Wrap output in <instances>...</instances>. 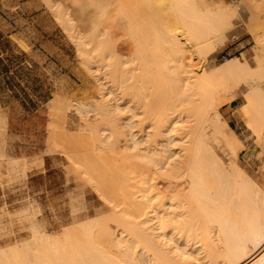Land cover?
Here are the masks:
<instances>
[{
  "label": "bare ground",
  "instance_id": "1",
  "mask_svg": "<svg viewBox=\"0 0 264 264\" xmlns=\"http://www.w3.org/2000/svg\"><path fill=\"white\" fill-rule=\"evenodd\" d=\"M154 1L60 0L51 10L75 34L81 60L98 82V94H91L83 106L75 105L78 112H90L94 121L82 120L90 153L85 158L76 155L73 164L112 205L113 213L108 221L82 220L59 236L33 230L22 247L0 249V264H134L139 259L134 246L148 255L147 264H192L188 250L175 242L159 243L156 230L142 227L151 220L149 196L146 201L137 197L142 182L150 185L155 205L163 208L160 216L156 214V227L180 231L198 242L197 249L204 253L200 258H206L202 264H264V180L250 177L235 162L244 144L219 112L244 84L237 112L264 141V33L257 31L258 20L264 21V0H243L244 29L255 38V66L244 55H234L211 71L191 67L186 79V44L197 56L209 57L233 30L236 6L214 0H167L174 24L163 26ZM123 44L129 45L126 51ZM129 126L138 127L141 139ZM173 130L177 135L172 138ZM170 135L178 149L174 158H165ZM119 144L133 147L122 154L115 148ZM141 144L144 148L135 152Z\"/></svg>",
  "mask_w": 264,
  "mask_h": 264
},
{
  "label": "rangeland",
  "instance_id": "2",
  "mask_svg": "<svg viewBox=\"0 0 264 264\" xmlns=\"http://www.w3.org/2000/svg\"><path fill=\"white\" fill-rule=\"evenodd\" d=\"M52 1L0 0V249L5 248L2 251L14 244H20L22 247L21 244L32 239L33 230L46 235L51 234L50 236L53 237L59 236L63 234L65 228L67 230L75 224L77 226L82 220L102 217L108 221L113 213L112 205L98 192L93 182L88 181L86 174L75 166L76 163L73 164L76 155L85 158L90 153L88 132L82 120L85 118L87 122L90 119H92L90 122L94 121L90 112L87 113L88 115L84 114L83 109L80 108L82 111L80 113L75 105L83 106L81 102L89 100L91 94H98V82L81 60V53L73 39L75 34L72 36L61 24L60 19L55 17V12L51 11L60 0H56V3ZM214 1L236 6L238 15L234 20V28L224 37L223 43H217L210 56L204 59L199 54L198 56L201 57L197 56L193 46L191 48L190 44L189 46L186 44L185 56L182 58L183 61L181 60L184 63L182 77L185 79L192 75V68L211 71L222 60L234 55L241 59L244 55L252 67L256 64L253 59L256 52L255 38L250 30L244 29L246 24L244 22L247 20L246 5L252 1L244 0L246 5L243 0ZM50 5H52L51 9ZM152 5L157 7L160 20L165 21L163 26L174 24L173 19L170 18L172 14L168 10L167 0H155ZM258 21L257 31L264 33V21L262 19ZM81 34L85 36L83 31ZM128 46L123 44L121 48L126 51ZM188 69L187 75L185 73ZM241 85L236 92L237 96L230 103L221 106L219 112L244 144L235 162L250 177L262 182L264 141L261 137L263 136L255 135L254 130L237 112V106L241 102L240 94L245 90L244 84ZM90 114L92 117L89 116ZM176 124L173 126H177ZM130 129L137 138L141 136L139 134L142 132L138 127L133 126ZM169 133L171 134L172 131ZM176 135L174 131L172 138ZM168 137L170 138L167 139L168 145L164 157L171 155L170 157L174 158V151H177L178 146L171 135ZM124 144H119L121 147L115 145L119 153L123 154L124 150L130 151L128 147L132 150L133 146L128 145L127 150L123 147ZM141 145L134 146L135 152L138 151L137 147L144 148L145 145ZM218 149L215 148L217 154H222ZM224 152L228 151L224 150ZM72 154L73 157H70ZM226 154L224 156L227 157ZM224 156H221L224 158L221 159L225 161ZM145 184L142 182L140 185L144 187L137 192V195L139 194L137 197L145 200L149 196L146 200L150 198L148 204L150 203L151 206L149 205L147 210L152 212V217L149 212L147 218L151 220L147 219L142 227L149 232L156 230V233H153L159 243H168V246H175L173 244L176 243L182 246L183 251L188 250L185 253L190 252L189 255L192 253L190 259L192 264H202L201 261L204 262L206 258H200L204 253L197 249L200 246L198 242H194L193 238L186 237L180 231H175L178 232L176 234L170 230L171 232L168 233V229L156 227L159 226L157 215H161L163 208L158 204L155 205L156 197L152 198L154 193L150 190V185L148 183L146 185L150 190L148 191ZM152 208L156 209L152 210ZM110 224L114 226L112 221ZM114 229L116 235H121L117 228ZM120 237L124 239L125 234ZM126 240L127 237L125 242ZM128 242L127 244H131L130 240ZM134 247L138 252V255L137 253L134 255L139 256V259L137 258L138 262L135 260L132 263L147 264L151 261L147 254ZM182 250H179V255Z\"/></svg>",
  "mask_w": 264,
  "mask_h": 264
}]
</instances>
